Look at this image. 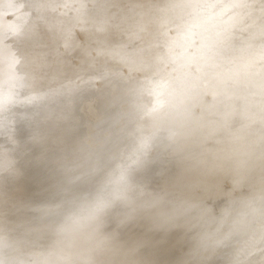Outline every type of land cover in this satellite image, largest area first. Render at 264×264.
Returning <instances> with one entry per match:
<instances>
[{
  "label": "rangeland",
  "instance_id": "obj_1",
  "mask_svg": "<svg viewBox=\"0 0 264 264\" xmlns=\"http://www.w3.org/2000/svg\"><path fill=\"white\" fill-rule=\"evenodd\" d=\"M3 1L0 0V31L13 28L16 23L15 17L11 16L16 5L13 0ZM96 1L24 0L16 14H32V17L24 25L22 36L10 42L23 51L21 63L32 59L27 66L29 74L33 79H44L47 85L54 84L59 76L64 75L71 79L72 87L88 84L94 91L92 97L95 93L99 95L103 88L102 73L107 71L108 74L104 75H111L114 83L111 81L110 84L114 85L122 80V75H136L142 69L143 73L124 92V97H133L135 87L156 75L160 84L157 88L162 94L158 98L165 99V102L162 106L152 105L155 99L147 94L158 83L149 85L136 108L127 103L119 105L120 120L117 126H110L112 131L108 132V142L114 144L112 150L99 135L93 136L94 152L116 165V172L102 173L99 166L93 167V172L99 174L98 180L93 183L90 178L79 176L73 193L68 195L67 191L62 195L65 199L57 191H52L47 196H38L31 203L29 198L24 201L22 196L5 191L0 197V264H88L85 257L103 238L128 239L126 233L131 237L125 243L128 244L125 249L112 253L109 247H103L89 264H107V257L114 261L111 264H131V261L139 260L138 254L146 257L147 252L164 241L167 242L162 246L164 253L169 252L171 245L174 246L173 240L176 251L172 254L173 260L165 264H264V103L261 102L264 101V0H116L113 8L117 13L113 10L101 13L97 9L90 13L82 12L84 6ZM32 6L33 12H30ZM171 8V17L167 21L166 12ZM136 13L141 18L134 20ZM238 14L241 20L237 19ZM98 19L104 24L106 37L111 42L128 45L123 60L118 61L97 51V42L93 40L102 32L91 29L88 36L81 34L82 26L93 28ZM234 19L236 24L231 25ZM58 21H63L62 28L51 39L45 38ZM163 21H167L166 24ZM251 29L258 32L250 39ZM30 30L33 36L27 40L26 33ZM167 36L179 42L187 39L192 43L183 57L175 51L169 59L166 53ZM194 52L199 53V58L182 63L181 69L178 65L170 66V61L180 60L181 63L182 58ZM52 54H56L57 58H51ZM213 58L219 59L220 63ZM54 65V74L47 76ZM203 68L205 71H202ZM210 71L211 74H208ZM203 73L208 76H203ZM210 75L217 77L212 80ZM214 79H217L216 84L210 90ZM206 80L210 84L206 85ZM185 98L178 110L181 111L180 119L164 131L166 135L156 138L150 130L166 125L167 118L175 113L174 100ZM251 102H255L254 105ZM246 105L248 108H245ZM158 108L161 110L158 111ZM149 110L150 115L157 114L152 122L144 117ZM112 113L113 116L117 114L115 108L109 109L105 118L110 120ZM8 116L7 122L10 124L12 118L15 125L7 123V126L16 131L7 126L0 130V155H6L10 148L8 137L16 135L17 122L23 118L22 113L18 115L16 112H10ZM54 117L52 127L56 130L64 127L62 121L86 126L87 109L81 106L78 96L65 94L58 98ZM192 119L196 122L193 123ZM33 128L36 132L40 131L35 124ZM118 128L124 139L116 144L113 134L118 133ZM140 138L144 139L145 150H148L140 155L136 163L129 165L128 161L134 158L132 149ZM134 141L137 144H133ZM158 142L161 145L167 142L164 146L166 150H161ZM129 152L131 158L130 155L123 159L115 156V153L121 156ZM210 159L216 164H210ZM6 161L0 165V176L3 177L5 169L9 168ZM217 164L219 169H225L218 170ZM212 166H216L218 171ZM199 169L205 171V175ZM201 174L207 177L201 178ZM195 176L196 185L193 182ZM131 178L134 181L128 180ZM180 180H186L185 184L182 185ZM103 190H109L108 198L98 200L99 192ZM87 194L90 197L93 195L89 203ZM77 207H81L78 210L81 217L86 218L67 233L58 230L50 237L42 236L46 224L41 225V218L24 220L32 213L49 217ZM242 207H246L244 214H247L241 213V219L235 222ZM172 211L174 213L170 218ZM51 222L47 223L48 226ZM161 223H165L164 229ZM233 231L238 233L235 238L223 242L225 235ZM35 232L38 234L32 237ZM13 237L15 245L11 241ZM87 240L91 244H87ZM126 255L129 257L126 258ZM62 260L65 263L60 262ZM151 260L148 256L143 264H152Z\"/></svg>",
  "mask_w": 264,
  "mask_h": 264
},
{
  "label": "bare ground",
  "instance_id": "obj_2",
  "mask_svg": "<svg viewBox=\"0 0 264 264\" xmlns=\"http://www.w3.org/2000/svg\"><path fill=\"white\" fill-rule=\"evenodd\" d=\"M5 1L7 2L10 0H4L3 3ZM23 1L24 0H13V3L16 6L13 8L11 16L15 17L16 23L13 26V28H6L2 24L3 25L2 28L4 30H6V29L7 30L6 31H0V118H1L0 130H3L9 124L7 122V120L9 119L8 114L10 112H16V113H18V115L22 113V115H23V118H21L17 122V132L15 133L16 135L12 138L8 137L9 138L8 143H9V147H10L9 150L6 152V155H0V165H1V163L5 162L6 160H7L6 162L9 164V168L5 169L6 174L4 175V177L0 176V197L4 194L5 191H8L9 194L22 196L24 198V201L29 198L30 199L29 202L32 203L38 199L37 198L38 196H41V195L47 196L49 192L57 191V193L61 194V198L65 199L64 198L65 195L64 196H62V195L65 194L67 191L69 192V193H67L68 195L73 193V189H74V187L76 188L75 184H76V181H77L79 176H85L87 179L90 178L89 180L92 181L93 183L98 180L99 174H95L93 172V170H92L93 167L99 166L100 172H102V173H108V172H114V171L116 172V170H117L116 165L108 163V161L106 159H104L103 156H99L97 153L94 152L91 139L93 138L94 135H96V136L99 135L100 138L104 141V143H106V145L109 146L111 148V150L113 149L114 144H109L110 142H108V139L110 138L108 132L112 131L110 126H117V123L120 120L119 118L121 117L120 116L121 115V111H120L121 108L119 105L122 103L123 104L127 103V104H130L136 108V106L139 104L138 100L141 98L142 93L144 92V89H147V86L154 85L156 83H158L156 85V87L152 91H150V93L147 94V95L151 94L150 96H152L155 99L152 102V105H154V107H156L155 106L156 104H158L159 106L160 105L162 106V104H164V102H165L164 101L165 99L160 98L161 99V101H160V99L158 98L159 95H162V94L159 93L158 88H157V86H159L160 84L158 82L156 75L151 76L149 78V80L147 79L144 82V84L142 83V84H139L137 87H135V89H134L135 92L133 94V97L132 96H129L128 98L124 97L125 96L124 92L127 89H130L132 87V85L134 84L133 81L136 80L143 73L142 69L140 71H138L136 75L133 74L129 77L125 76L126 74L122 75V80L120 79V81L115 82L116 83V84H114L115 86L110 84L112 81L111 75H104V74H106L107 71L104 74L101 71L100 74L101 73L102 74L100 76H103V77H101V80H102V78H104L103 79L104 84L102 85L103 88H101L100 94L99 93H97L99 95H96V93L94 94L95 97H92V94L94 93V91L92 90L93 88L90 85L83 84L79 88L72 87L71 86V79L66 75L61 76V77L59 76V79L52 85L45 84L44 79H42L40 77L33 79L31 74H29L30 73L29 70H27V66L33 60L28 58V59H26L25 62L21 63V59L24 57L23 51L21 52L20 48L17 47L16 44H14V45L10 44V42L16 41L17 39H19L20 36H22V34H23L22 31H23L24 25H26L27 21L29 19H31V17H32V16H30L32 14L27 15V16L23 15V14H16L17 10L20 9L19 7H21ZM115 1L116 0H97L94 4H92L90 6H88V5L84 6L82 12L84 13L85 11H87V13H90L92 11L93 12L96 11V9H97L101 13L106 12V11H110V10H113V12L117 13L116 10L113 8ZM134 1L135 0H132V2H134ZM259 2H261V0H259ZM259 2H258V5H260ZM53 3L54 2H52V4ZM33 7L34 6H32V8L30 9V12L33 10ZM172 9L173 8H171L168 12H166V16H168L167 21L170 20V17H171L170 13H171ZM124 11H126V10H124ZM120 12H122V10ZM135 15L136 16L133 18L134 20L136 18L137 19L141 18V15L139 13H136ZM160 19L162 20L161 17H160ZM237 19L241 20V17L239 16V14L237 16ZM235 20L236 19H234L233 22H231V25H233L235 23L234 22ZM167 21H163V24H166L165 22H167ZM62 23H63V21H62ZM62 23L58 21L56 24H54V26L47 32V34L45 33L46 34L45 38L51 39L55 34H57L58 31L62 28ZM94 23L95 24L93 25V28H90L88 26H82L81 34L83 36H88L91 29H94V30L97 29L99 32H102V34L98 33L99 35L93 40L94 42H97L95 45L97 51L99 53L104 52L105 54L111 55L115 59H117L118 61L123 60L124 53L128 49V45H121V44L115 45V43L111 42L110 39L108 37H106L105 31H104V24L99 19L95 20ZM102 29H103V31H102ZM252 29L250 30L251 32L249 34L250 39L252 36L256 35L258 32L257 30H252ZM125 31H128V30L125 29ZM31 36H33V32H31V30H30V31H28V33H26V39L30 40ZM167 40L168 41H167L166 53H167L169 59H171V57L173 56L175 51H179L180 56L183 57L186 49L192 44L187 39H183L182 41L179 42V41H176L175 39H173L171 36H169L167 38ZM207 40H208V38H207ZM207 40H206V44H208V41H209V40L208 41ZM16 47H17L18 51L15 50ZM251 51H250V53H251ZM252 53L254 54V52H252ZM219 54L220 53H218V55ZM51 58L56 59L57 55L52 54ZM197 58H199V53L194 52V54L187 55L184 57V59L182 58L183 61L181 63H180V60H178V62H176V61L173 62V60H172L169 63H170V66L172 68L175 67L176 65H178L179 69H181L180 66L182 63H184L186 61L194 60ZM216 58H213V59H216ZM220 58L223 59V57H220ZM209 59L211 61L210 57H209ZM209 59H208V61H209ZM39 61H41V60H38V62ZM215 62L220 63L219 59H216ZM215 62H213V63H215ZM201 64H203V63H201ZM104 67L105 66H103V68ZM221 67H222V65H221ZM53 68H54L53 71L51 73H49L47 76H52L54 74V72L56 70L55 65ZM200 71L201 70H199V73H202ZM202 71H205V68H203ZM197 73H196V75H197ZM107 74H108V72H107ZM206 74H207V72H206ZM208 74H211V71ZM214 74L216 75V73H214ZM97 76L99 79L100 76L99 75H97ZM203 76H205V73H203ZM206 76H208V75H206ZM199 77H201V76L199 75ZM214 77H217V76H214ZM210 78H212V76ZM210 78L208 79L209 81H210ZM213 78H212V80H213ZM258 78H260V77H258ZM216 81H217V79H214L213 85H211L210 87L214 86L216 84L214 82H216ZM69 82H70V84H69ZM247 82H248V80H247ZM205 83H207V80ZM208 84H210V82L207 83L206 85H208ZM91 85H93V84L91 83ZM243 85H246V84H243ZM203 87H205V86H203ZM255 87H256V85H255ZM211 89H213V87L210 88V90ZM259 90H260V88H259ZM238 91H240V90H238ZM55 92H56V94L53 96V93H55ZM235 93H238V92H235ZM254 93H255V91H254ZM65 94L78 96L80 98L81 106L85 107L87 109L86 126H80L76 122L71 123V122L62 121L61 123L64 125V127L62 129L56 130L55 128L52 127V124H53L52 122L54 121V119H55L54 116L56 115V107H57L58 98L61 95H65ZM244 98H247V97L244 96ZM257 98H259V97H257ZM243 100H245V99H243ZM185 101H186V98L183 100H178V99L174 100L173 103H176V105L173 108L175 110V113H173L169 117L166 116V118L168 117L166 125L163 124V125H161V127L158 126V128L157 127L152 128V126H150L152 128V130H150V128H149V130H150V132L153 131V135H155L156 138L158 136L160 137V135L162 137V135L164 134V131L166 129L169 130V128H171L169 126L173 127L175 120L180 119L181 111H178V110L181 109V107ZM261 102L264 103V101H261ZM232 103H235V102H232ZM254 103H252V104L254 105ZM238 105H240V104H238ZM235 107H233V108H235ZM113 108H115L116 113L118 112V110L120 112L114 116H113L114 113H112L110 115L111 119L108 120L107 118H105L107 116V112L109 111V109H113ZM245 108H248L247 105ZM147 109H149V107H147ZM157 110L159 111L161 109L158 108ZM138 112L140 113V111H138ZM150 114H152V113L149 110L144 115V117L147 118L148 122H152L153 120H155L157 118L156 112L153 115H150ZM11 117H13V116L11 115ZM158 117H159V114H158ZM238 118H241V117H238ZM245 119H246V117H245ZM10 120H12L10 122V124L15 122V120H13L12 118H10ZM192 121H193V123L196 122L195 119H192ZM13 124H11V125H13ZM34 124L36 126H39L40 131L36 132L34 130V128H33ZM242 124H243V122H242ZM8 128L10 129V127H8ZM136 128H137V126H136ZM240 128H242V126H240ZM12 129H10V130L16 131L15 129H13V130ZM5 130L7 132V129H5ZM116 131H118V133L113 134V139H115L116 144H117V143L122 142L124 137H123V135L121 136L119 134L120 128H118V130H116ZM113 132H114V130H113ZM11 133L13 134V132H11ZM136 133H138V132H136ZM106 134H108V135H106ZM124 134H125V132H124ZM149 134L151 135V133H149ZM129 135H131V134H129ZM164 135H166V134H164ZM10 136H12V135L10 134ZM133 136L134 135H132V137ZM33 137L34 138L37 137V138H35V140H33ZM134 137L137 138V136H134ZM127 140H129V138ZM130 140H131V138H130ZM188 140H190V138ZM182 142H183V140L180 141V143H182ZM133 144H137V142L134 141ZM158 144H159V142H158ZM167 144H168L167 142L162 144V145L159 144V148L161 150H166L165 147ZM174 145H175V143H174ZM126 146H127V143H126ZM145 147H146V142L144 141V139L140 138V142H138L137 145H134V148L132 149V152H131V153H133L132 154V156L134 157V158H132L133 160L128 159L129 155L131 154L130 152H129V154L124 153L121 156L118 155V153H115V156H116V158L120 157L121 159L128 157L127 158V160H129L128 164L132 165V164L136 163V161L140 157V155H143L147 152L148 148L145 150ZM123 149L124 148H122V150ZM175 149L176 148L174 147V150ZM124 151L125 150H123V152ZM156 151H158V150H156ZM169 152L171 153L172 151H169ZM169 152H167V153H169ZM134 153H135V155H134ZM132 156L130 155V158ZM136 156H138V157H136ZM217 157H218V155H217ZM168 158H169V156H168ZM214 159H216V158H214ZM248 160H249V158H248ZM250 160H251V158H250ZM249 161H248V163H249ZM211 162H212V160H211ZM213 162H214V164H213ZM213 162L210 164L215 165L216 162L215 161H213ZM257 162H259V161H257ZM261 162L262 161L260 160L259 163H261ZM220 163H221V161H220ZM222 163H223V161H222ZM210 164L208 166H210ZM218 164H217V166H218ZM243 166H244V164H243ZM212 167H208V168H212ZM214 167H215L216 172L218 170L225 169L224 167L219 169V166H218V170H216L217 169L216 166H214ZM203 168H205V166H203ZM208 168H207V170L205 169L207 172H208ZM199 170H200V173L205 175L206 172L203 171V169H202V171L205 173L201 172V169H199ZM198 171H197V173H199ZM211 172H213V171L211 170ZM211 172L209 171V174ZM199 174H198V176H199ZM202 174L200 175L201 178L207 177V175L202 176ZM209 174H208V176H209ZM219 174H220V172H219ZM233 174H234V171H233ZM180 176H183V175H180ZM233 176H235V175H233ZM196 177L197 176H195V180H194V178H192L194 180L193 182L195 183V185H196L195 181H197ZM223 177H224V175H223ZM205 178H203V180H205ZM237 178H238V176H237ZM180 179H182V178L180 177ZM198 179H199V177H198ZM128 180L130 182L134 181V179H132V178L128 179ZM182 180H180V182H182ZM184 181H186V180H184ZM198 181H200V180H198ZM183 182L181 183L182 185L185 184ZM187 182H186L187 184H190L188 180H187ZM201 184L202 183H200V185ZM190 186H191V184H190ZM70 187H71V189H68ZM183 187H185V186H183ZM196 187L197 186H195V188ZM184 189H186V187ZM193 190H191V194H193V192H192ZM85 194H86V192H85ZM189 194H190V192H189ZM108 195H109V190L108 191L107 190L100 191L99 195H98V200L106 199V198H108ZM92 196L90 197V195L87 194L88 203L93 199ZM196 197H197V195H196ZM74 199H75V197L72 198V200H74ZM12 205H10V206H12ZM14 205H16V204L14 203ZM10 206H9V208H10ZM77 208L78 209L73 208V209H71V211L62 210L61 212H57L56 214L53 213V215L49 216L52 218L43 217V215L39 214V213H32L27 218H25L24 220L26 222V220L29 221V220H32L34 218H41L40 219L41 225L46 224V229H47V230L45 229V231L42 233V236L50 237L51 235L54 234V231L57 232L59 230V231H65V233L69 232L70 229L75 228L79 222H81L82 220H84L86 218L83 216L81 217V215H82L81 212L80 213L78 212V210H81L80 209L81 207H77ZM245 208L244 207L241 208V211H240L239 215L237 216L235 222H237V220L241 219V217H240L241 213L244 214ZM1 212H2V210H1ZM173 213H174V211H172L170 218L172 217ZM49 214H51V213H49ZM49 214H47V215H49ZM246 214H244V215H246ZM47 218H49V219L46 220ZM51 220H52V222H51L52 224L50 226H48L47 223ZM162 221L166 222L165 220H162ZM165 227H166L165 223L161 225L162 229H164ZM96 229H97V227H96ZM236 231H233L228 235L226 234L225 238L223 239V242H229V241L233 240V238H235V236L238 234V233H236ZM36 234H38V233L35 232L31 236L32 237L36 236ZM126 236H128V239H126V237L122 238V239H115V238L106 239V238H103L99 242V244H97L93 248L91 254L88 255L87 257H85V259L88 258L87 259L88 264H89V262H92L93 259H95L96 255L99 253V251L103 247H105L106 249L109 247V249L111 250L110 252H112V253L115 251H118V250H122L123 248L125 249V247L128 245L125 243H128L127 241L130 240V237H131L130 234H127V233H126ZM11 241H14L13 245H15L14 237L11 239ZM88 242L89 241L87 240L86 243L91 244ZM172 242L174 243V246L171 245V248H170L171 250H169V252L164 253V249L162 248V246H163V244L167 243L166 241H164V242L160 243L152 251L147 252L148 255L146 257L138 254L139 260L137 262H135V260H133L130 263L131 264H143L145 262L144 260L148 256L151 257L152 264H165L168 261L171 262V260H173L172 254H174V252L176 251L175 250V248H176L175 243L176 242H174V240ZM69 247H71V246H69ZM84 252H85V250H84ZM110 252H108V253H110ZM121 256H122V260H124L125 259L124 254ZM127 257H129V255H126V258ZM135 257H137V256H135ZM67 258H69V257H67ZM107 258H108L107 264L114 263V261L111 260V258H109V257H107ZM85 259L83 258V260H85ZM65 260H67V259H65ZM60 262H63V260ZM63 263H65V261Z\"/></svg>",
  "mask_w": 264,
  "mask_h": 264
}]
</instances>
